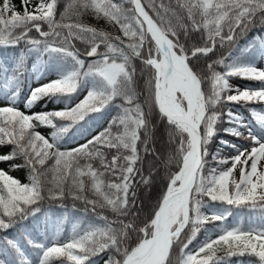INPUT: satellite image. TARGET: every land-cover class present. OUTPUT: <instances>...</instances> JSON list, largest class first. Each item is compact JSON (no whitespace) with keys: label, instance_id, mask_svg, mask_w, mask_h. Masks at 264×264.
<instances>
[{"label":"snow or ice","instance_id":"1","mask_svg":"<svg viewBox=\"0 0 264 264\" xmlns=\"http://www.w3.org/2000/svg\"><path fill=\"white\" fill-rule=\"evenodd\" d=\"M21 2L23 13L16 11L12 0H0V44H18L23 40L31 46L29 51L47 54L55 61L57 74L55 80L32 89L25 106L30 108L45 96L71 97L78 89H87V94L74 107L59 111L26 114L14 106L0 107V146H13L11 153L0 156V162L19 156L29 169V183H21L0 170V229L11 227L17 217L35 215L39 208L31 206L44 199L45 192L51 199H62L67 192L94 208L107 206L117 217L132 218L109 221L101 216L102 224L73 227L70 238L65 240H60L59 230L47 242L26 237L36 250L34 258L26 254L19 241L7 239L6 245L0 244V264H86L92 256L106 250L111 254L105 264H171L170 254L177 244L178 264H220L222 257L217 256V251L221 247L228 250L229 256L248 254L256 257L258 264H264V113L254 112L260 133L248 132L251 148L232 145L235 155L213 156L217 167L204 173L207 144L215 135L220 116L215 111L217 105L264 103V70L239 59L207 63V74L194 66L201 56L207 57L215 50L217 38L221 46L225 41L231 42L235 30L253 24L258 14L264 23V0H176L186 12L188 23L184 22V16L169 8H164V14L157 10L154 19L142 0H127L132 5L130 9L114 0H73L59 20L58 0H38L31 10V0ZM150 6L155 7L154 3ZM86 12L118 25L128 42L78 20L64 22L72 15L79 17ZM224 27L228 28L227 35H222ZM201 29L205 34L203 46L189 48L181 42V31L187 37L190 30ZM33 30L44 39L29 36ZM50 36L53 42H48ZM73 40H86L90 45L87 55L95 59L86 65ZM252 47L264 57V39ZM133 59L141 60L152 70L149 99L165 124L169 141L176 144L175 154L179 157L176 171L169 173L166 189L143 226L136 224L135 213L131 212L136 196L134 181L139 176L140 183L150 184L152 170L145 176L137 166L142 160L137 145L142 144L144 153L156 159L159 154L148 148L154 126L149 123V113L138 102ZM217 64L223 67V72L215 70ZM229 77L261 84L255 89H233ZM206 82L207 89L203 87ZM18 84L16 75L7 79L9 88L17 86L10 92L13 103ZM233 91L235 94L225 95ZM118 98L123 103L113 104ZM109 106L118 111L108 128L79 147L61 149L70 127ZM227 115L237 127L225 131L240 137L243 122L231 110ZM56 119L72 124L58 126ZM38 126L54 129L50 139L36 131ZM105 148L116 150L111 159L102 150ZM94 161L99 162V168ZM226 164L230 167L224 168ZM105 176L113 179L106 181ZM86 191L99 199H88ZM205 198L211 203L259 211V223L221 225L215 238L209 236L194 251L189 250L201 225L223 222L232 215L230 208L204 214L202 209L208 207ZM186 228L191 234L184 242L181 235ZM133 234H136L134 246L129 243Z\"/></svg>","mask_w":264,"mask_h":264},{"label":"trees","instance_id":"2","mask_svg":"<svg viewBox=\"0 0 264 264\" xmlns=\"http://www.w3.org/2000/svg\"><path fill=\"white\" fill-rule=\"evenodd\" d=\"M18 0H15L17 2ZM32 1V0H31ZM33 2V1H32ZM73 0H58L57 9H56V19H60V14L65 11L66 5L72 3ZM114 2L121 4L123 8L130 9L132 5L127 2V0H114ZM147 11L153 18H156V11L159 10L161 14H164V8H169L176 11L181 16L185 17L184 22L188 23L186 20V12L182 11L176 0H142ZM154 3L155 7H151ZM164 7L161 8L160 6ZM170 15V13H169ZM92 17V18H91ZM93 17L100 22L105 23L106 25L111 26L119 36L125 40L123 33L120 31V28L115 23H109L103 18H98L94 16L91 12H86L79 17L72 15L69 19H66L65 23H74L77 20L81 23L84 19L94 21ZM44 30H47V26L44 25ZM20 30L18 29L17 32ZM59 31L66 32V29H60ZM101 31L109 32L110 30L104 29L102 27ZM228 28L224 27L222 35H227ZM111 35V33H109ZM31 37L44 39L39 37L38 34L33 30L28 34ZM204 32L201 31H189L187 38L184 36L183 31L180 33L181 42L189 47L193 46H203L204 45ZM192 38V40H191ZM59 39V38H57ZM259 39H264V23L260 22L259 14L256 17V20L253 24L248 25L246 28H237L235 30L234 38L231 42L225 41L223 46L219 43L217 39V44L215 50L207 57L201 56L198 62H194V66L200 68L207 74V63L212 61H218L220 59H225V62H230L232 59H239L242 62L252 63L253 65L258 64L259 62V53L255 51V48L252 47L254 44L259 43ZM48 42H53V37H48ZM62 42V41H60ZM72 43L75 46V50L79 52L80 58L85 61L87 65L91 59L88 58L87 52L90 49L88 42L81 40H73ZM31 46L26 44L23 40L18 44H0V107L3 106H14L20 111L25 112L26 114L32 113H42L50 111H59L66 108L74 107L77 103L80 102L87 94L81 91L86 89H78L77 93L73 94L71 97H49L45 96L38 100L30 108L26 107L27 98L30 96L31 90L37 87L33 86V81L36 80L43 84H47L49 81V76L57 75L54 69L55 61L50 60L47 54H41L36 51H29L28 49ZM248 48L249 51L245 52L244 49ZM100 51H103V46H101ZM28 53H31L34 58V62L30 63L28 59ZM221 53V54H219ZM146 56L147 53L145 52ZM224 56V58H222ZM133 65L135 67V76H134V86L138 94V102L141 103L145 112H148V120L150 125H153V131L151 134V140L148 144L149 149L155 150V153L158 154L160 146L167 142L168 134L165 128L164 122L160 119L158 110L153 106L149 99V85L148 80L151 75V68L144 65L141 60L133 59ZM215 70L221 72L217 66ZM221 70H224L221 65H219ZM19 67V71L16 69ZM13 75L18 76V95L16 100L13 103L10 99V92L15 91L17 86L13 85L11 88L7 86V79L11 78ZM45 82V83H43ZM261 82L253 81L252 84L248 85L253 87H260ZM40 87V86H39ZM203 87L207 89L209 87L206 82ZM146 88V89H145ZM87 91V90H86ZM86 93V94H85ZM122 99H117L113 101V104H122ZM251 109H261L264 108L263 104L259 103H250ZM233 106L237 110L241 111L246 115V120H249L252 125H254V119H252L250 110L246 108L248 105H238L228 102L221 103L217 105L215 111L220 113L219 120L216 123L215 135L211 138L207 144L208 155L205 157L206 164L207 160L214 155L215 152L220 153L221 157H225L233 152L232 148L223 141L228 139L230 141L238 142V139L230 136L226 133L225 129H228L229 123L226 122L225 116L226 111L229 107ZM118 109L115 107L109 106L101 112L90 113L85 117V120L80 121L69 128V131L64 136V141L61 143L60 147L62 150H70L80 145L86 143L92 137L103 132L109 126V121L117 115ZM58 126L72 124L71 121L59 120L54 121ZM36 131L45 132V135L50 137L51 133L54 131L51 127L38 126ZM116 129L113 127V132ZM255 133H260L259 125H255ZM141 138H144L143 132H141ZM82 141V143H78ZM169 141V139H168ZM170 142V141H169ZM242 145L248 144L249 141L241 142ZM138 150L142 157L141 162L138 163V167H141L143 174L147 176L150 171V166L153 161H158L156 157L152 154H146L143 151V145H137ZM170 148L172 150V158L168 166H155L152 171L151 183L144 185L139 182V176H137L135 185V206L131 208V212L135 213L136 219L135 222L139 226H143V223L152 216L153 210L157 205L158 200L164 193L166 185L168 183V177L170 172H174L177 169L176 160L179 159L175 154L176 144L170 142ZM13 146L4 144L0 146V156L7 155L12 152ZM108 159H111V156L115 154V149H102ZM83 163V161H81ZM94 166L99 168V162L94 161ZM52 161H48V165H51ZM205 164V166H206ZM12 165H20V167L13 168ZM46 165V167L48 166ZM15 169L20 172L21 175L29 182V169L25 166L24 159L17 156L14 159L0 162V170H4L8 175V169ZM86 179V178H85ZM113 179L110 176H105V180ZM132 190H130L131 193ZM84 195L88 199L98 200L99 198L94 196L91 192H85ZM208 207L202 209V212L206 215L210 214L213 210L230 208L232 215L228 216L226 220L221 221H209L206 224L200 226V231L197 233L196 238L192 241V244L189 245V250L194 251L199 247L200 243L207 239L209 236L215 238V235L218 233L221 225H234L236 223H243L247 225L250 221L259 223V211H250L245 207H234L224 204L211 203L205 198ZM102 203V201H100ZM33 208H39V211L35 215H28L25 219L16 218L15 222L11 227L7 229H0V244L6 245L7 239H15L19 241L26 252L31 258H34L35 249L27 243V238H32L34 240H43L47 242L48 238L54 234L56 230L60 232V240H65L70 238L71 230L76 226H85L88 224H102L103 221L99 217H107L109 221H115L117 219H130L132 217H117V215L112 212L107 206L101 208L99 205L93 207L91 204L85 203L84 200L73 199L71 195H68L67 192L62 199H51L48 197L47 192L44 193V199L39 201L36 205L31 206ZM7 220V217H4ZM190 228V226H189ZM186 228L181 235V239L185 242L190 236V230ZM136 242V234H133L129 243L134 246ZM180 245L177 244L173 247L170 260L171 264H178ZM11 252L12 250L9 249ZM14 254V253H13ZM109 251H104L98 255L92 256L89 261H86V264H105L109 255ZM174 256V257H173ZM177 256V257H176ZM217 256L222 257L220 264H258V259L251 255H228V250L224 247H221L217 251ZM58 264V262H57Z\"/></svg>","mask_w":264,"mask_h":264},{"label":"rangeland","instance_id":"3","mask_svg":"<svg viewBox=\"0 0 264 264\" xmlns=\"http://www.w3.org/2000/svg\"><path fill=\"white\" fill-rule=\"evenodd\" d=\"M32 1H33V2H32ZM32 1H31V3L29 4V10H31V8H32V4H35V3L38 2V0H32ZM12 4L15 6L16 11L23 13V11H24V7H23V5H22L21 0H18L17 2H15V0H12ZM91 18H92V17H91ZM93 19H94V21H90V20L84 19L81 23L86 24V25H89V26H91V27H93V28H96V29L99 30V31H101V29H102V27H103L104 29H108V30H110L108 33H111V36H112V37H120L119 34L116 32V30L113 29L111 26L106 25L105 23L100 22L99 20H96L94 17H93ZM186 38H187V37H186ZM217 39H219V38H217ZM191 40H192V38H191ZM197 46H199V45H197ZM191 47H193V44L190 46V48H191ZM219 54H221V53H219ZM32 56H33V55H32L31 53H28V59H29V62H30V63H33V62H34V58H33ZM87 56H88V55H87ZM88 58L91 59V60H94V59H95V57H89V56H88ZM222 58H224V56H223ZM254 66H256L258 69L264 70V57H262V56L259 54V62H258V64H255ZM217 68H218L221 72H223V70L220 69L221 67H220L219 65L217 66ZM56 78H57V75L49 76V81H51V80H55ZM252 82H253V81H251V80H245V79H242V78H240V77H229V84L232 85L233 89H235V88H239L240 90H244V89H248V88H251V89H255V88H257V87H253V86L248 85L249 83L252 84ZM43 83H45V82H43ZM41 84H42L41 82H38V81H36V80L33 81V86H34V87H39V86H41ZM145 89H146V88H145ZM86 90H87V89H86ZM86 90H85V91H81L82 94H83L84 92L87 93ZM86 93H85V94H86ZM230 94H235V92L233 91V92L225 93V95H230ZM251 103H259V104H263V107H264V103H261V102L253 101V102H251ZM232 104H237V103H232ZM249 104H250V103L240 102L238 105H245V106L248 105V106H246V108L250 110V105H249ZM229 110H231V112H232L233 114L239 116L240 119H241V121L243 122V125L239 127V130L242 132V135H241L240 137H236V136L230 134V132H227V131H226V133L229 134L230 136H233V137L237 138V139H238V142L236 143L235 141L233 142V141H230V140H228V139H225L224 141L227 142L226 145L230 146V147L232 148L233 152H231L229 155H227V156H225V157H221L220 153H218V152H215L214 155H211V157L207 160V164H206V166H205V168H204V173H205V174L208 173V171H209L210 168L217 167V161L213 160V156H218V157H220V158H230V157H233V156L235 155V153H236V149L233 148L232 145H238L241 149H244V148L250 149V148H251V146H252V140H251V138L248 136V132L251 131V132L254 134V133H255V132H254V131H255V125H258L257 122H256V119H255V116H254V112H261V113H264V108H261V109H251V110H250V114H251L252 119H254V125H252V124L250 123L249 120H246V117H247V116L244 115V113H242L241 111H239V110H237L236 108H234L233 106H231V107H229L228 110L226 111V116H225V120H226V122L229 123V127H228V129H231V128H235V127H237V125H236L235 123H230V122H229V118H228V115H227V113H228ZM41 134L44 135L46 138H49V139H50V137H48V136L45 135V132H41ZM224 141H223V142H224ZM244 141H249V143H248V144H244V145H242L241 142H244ZM78 143H82V141H78ZM158 154H159V159H157V160H159L160 162H158V161H156V160L153 161L152 165L150 166V169H151L152 171H155L154 168H155V166H158V165H160V166H168V164H169V162H170V160H171V158H172V156H173V155H172V150H171V148H170V142L168 141V139H167V142H166L165 144L163 143V144L160 146V150H159ZM223 167H224V168L230 167V164L223 165ZM8 171H9V172H8L9 175H11L12 177L16 178V179L19 180L21 183H29V182H28V181H27V180L21 175V173L18 172V171H16L15 169H11V168H9ZM235 175H236L237 178H238V176H239V172L237 171V172L235 173ZM186 241H187V240H186ZM186 241H185V242H186ZM173 257H174V256H173ZM176 257H177V256H176Z\"/></svg>","mask_w":264,"mask_h":264},{"label":"water","instance_id":"4","mask_svg":"<svg viewBox=\"0 0 264 264\" xmlns=\"http://www.w3.org/2000/svg\"><path fill=\"white\" fill-rule=\"evenodd\" d=\"M143 3V2H142ZM145 10L147 11V9L145 8ZM150 15V14H149Z\"/></svg>","mask_w":264,"mask_h":264},{"label":"bare ground","instance_id":"5","mask_svg":"<svg viewBox=\"0 0 264 264\" xmlns=\"http://www.w3.org/2000/svg\"><path fill=\"white\" fill-rule=\"evenodd\" d=\"M146 8V7H145Z\"/></svg>","mask_w":264,"mask_h":264}]
</instances>
